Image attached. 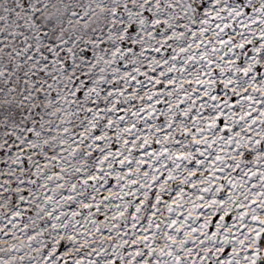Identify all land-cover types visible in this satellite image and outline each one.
<instances>
[{
    "label": "snow or ice",
    "instance_id": "6c2138e0",
    "mask_svg": "<svg viewBox=\"0 0 264 264\" xmlns=\"http://www.w3.org/2000/svg\"><path fill=\"white\" fill-rule=\"evenodd\" d=\"M0 264H264V0H0Z\"/></svg>",
    "mask_w": 264,
    "mask_h": 264
}]
</instances>
